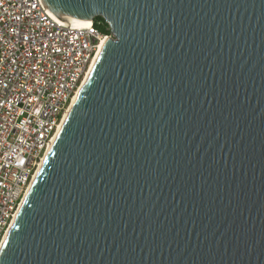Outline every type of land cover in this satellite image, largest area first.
<instances>
[{
	"label": "water",
	"instance_id": "water-1",
	"mask_svg": "<svg viewBox=\"0 0 264 264\" xmlns=\"http://www.w3.org/2000/svg\"><path fill=\"white\" fill-rule=\"evenodd\" d=\"M112 28L0 264H264V0H43Z\"/></svg>",
	"mask_w": 264,
	"mask_h": 264
},
{
	"label": "built area",
	"instance_id": "built-area-1",
	"mask_svg": "<svg viewBox=\"0 0 264 264\" xmlns=\"http://www.w3.org/2000/svg\"><path fill=\"white\" fill-rule=\"evenodd\" d=\"M107 38L94 17L66 25L43 0H0V246Z\"/></svg>",
	"mask_w": 264,
	"mask_h": 264
},
{
	"label": "bare ground",
	"instance_id": "bare-ground-1",
	"mask_svg": "<svg viewBox=\"0 0 264 264\" xmlns=\"http://www.w3.org/2000/svg\"><path fill=\"white\" fill-rule=\"evenodd\" d=\"M105 42H106V40H103V41H101V43L99 44L98 49H97V51H96V54H95V56H94V58H93V60H92V62H91V64H90V67H89V69H88V71H87V73H86V76H85V78L83 79V81H82L81 85L79 86V88L77 89V91H76L74 97L72 98V101H71V103H70L68 109L65 111L64 116H63L61 122L59 123V125H58V127H57V130H56V132H55V134H54L52 140L50 141V143H49V145H48V149L46 150V152H45V154H44V156H43V158H42L41 163L43 162V160H44V158H45V156H46V154H47V152H48V150H49V148H50V146H51V144H52V142H53V140H54V138H55V136H56V134H57V132H58V130H59V127L61 126V124H62V122H63V120H64V118H65L67 112L69 111V109H70V107H71V105H72V103H73V101H74L76 95L78 94V92H79V90H80V88H81L83 82L85 81V79H86V77H87V75H88V73H89L91 67L93 66V64H94V62H95V60H96V58H97L99 52L101 51V49H102V47H103V45H104ZM40 165H41V164H40ZM39 167H40V166H39ZM38 169H39V168H38ZM38 169H37V171H38ZM36 173H37V172H36ZM35 175H36V174H35ZM34 177H35V176H34ZM33 179H34V178H33ZM32 181H33V180H32ZM31 183H32V182H31ZM18 211H19V210H18ZM17 213H18V212H17ZM17 213H16V215H17ZM15 217H16V216H15ZM14 219H15V218H14ZM13 221H14V220H13ZM12 223H13V222H12ZM11 225H12V224H11ZM10 228H11V226H10ZM10 228L8 229V231H7V233H6V236H7L8 232H9ZM6 236H5V238H6ZM5 238H4V240H5ZM4 240H3V242H4ZM3 242H2V244H3ZM2 244H1V246H0V249H1V247H2Z\"/></svg>",
	"mask_w": 264,
	"mask_h": 264
},
{
	"label": "trees",
	"instance_id": "trees-1",
	"mask_svg": "<svg viewBox=\"0 0 264 264\" xmlns=\"http://www.w3.org/2000/svg\"><path fill=\"white\" fill-rule=\"evenodd\" d=\"M94 19L98 20V21H101L103 23V27L106 25L105 20L101 16H95ZM102 30H105V29L102 28Z\"/></svg>",
	"mask_w": 264,
	"mask_h": 264
}]
</instances>
